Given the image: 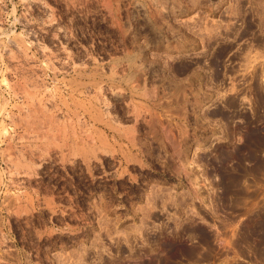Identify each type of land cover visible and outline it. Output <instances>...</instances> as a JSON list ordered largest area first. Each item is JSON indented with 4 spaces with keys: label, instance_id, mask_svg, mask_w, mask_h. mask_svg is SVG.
Instances as JSON below:
<instances>
[{
    "label": "rangeland",
    "instance_id": "374dc122",
    "mask_svg": "<svg viewBox=\"0 0 264 264\" xmlns=\"http://www.w3.org/2000/svg\"><path fill=\"white\" fill-rule=\"evenodd\" d=\"M263 90L264 0H0V264H264Z\"/></svg>",
    "mask_w": 264,
    "mask_h": 264
},
{
    "label": "flooded vegetation",
    "instance_id": "af4514ba",
    "mask_svg": "<svg viewBox=\"0 0 264 264\" xmlns=\"http://www.w3.org/2000/svg\"><path fill=\"white\" fill-rule=\"evenodd\" d=\"M228 48H229V47H228ZM219 58H220V54H217V53H216V54L214 55V57H213L212 60H214L215 63H218V62L221 61ZM214 62H213V63H214Z\"/></svg>",
    "mask_w": 264,
    "mask_h": 264
},
{
    "label": "bare ground",
    "instance_id": "6f19581e",
    "mask_svg": "<svg viewBox=\"0 0 264 264\" xmlns=\"http://www.w3.org/2000/svg\"><path fill=\"white\" fill-rule=\"evenodd\" d=\"M139 7V6H138ZM214 55H215V53H213ZM214 55H213V57H214ZM209 56V55H208ZM213 59V58H212ZM260 89V88H259ZM261 91V90H260ZM264 91V90H263ZM259 93V92H258ZM260 94V93H259ZM262 95V94H261ZM261 104V103H260ZM234 105V104H233ZM259 107V106H258ZM257 142V141H256ZM261 143V142H260ZM263 143V142H262ZM261 145V144H260ZM257 148V147H256ZM261 164V163H260ZM261 167V166H260ZM258 168V167H257ZM264 168V167H263ZM262 168V169H263Z\"/></svg>",
    "mask_w": 264,
    "mask_h": 264
}]
</instances>
